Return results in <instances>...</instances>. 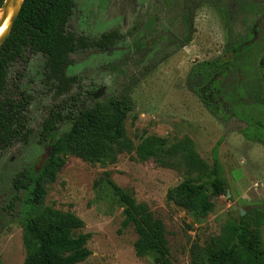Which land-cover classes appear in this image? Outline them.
I'll use <instances>...</instances> for the list:
<instances>
[{"label": "rangeland", "instance_id": "obj_1", "mask_svg": "<svg viewBox=\"0 0 264 264\" xmlns=\"http://www.w3.org/2000/svg\"><path fill=\"white\" fill-rule=\"evenodd\" d=\"M74 2L68 29L91 44L72 54L67 73L77 81L71 89L57 92L41 54L10 69V78L22 74L21 88L33 95L32 131L0 154V264H26L24 228L32 211L14 178L46 153L41 132L49 112L74 97L91 106L125 94L135 106L126 120L129 143L114 160L91 163L67 155L57 179L46 185L44 205L84 220L81 231L91 233L92 254L79 264H155L153 255H137V234L123 225L125 204L110 177L164 222L173 264H208L210 239H227L230 218L264 209V0ZM110 32L118 37L108 47L93 43ZM220 58L235 60L222 83L231 108L226 119L213 115L189 86L196 63ZM101 88L102 96L94 98ZM70 127L60 124L57 137ZM217 145L228 190L210 198L209 210L170 201L169 190L186 179L211 177Z\"/></svg>", "mask_w": 264, "mask_h": 264}, {"label": "trees", "instance_id": "obj_2", "mask_svg": "<svg viewBox=\"0 0 264 264\" xmlns=\"http://www.w3.org/2000/svg\"><path fill=\"white\" fill-rule=\"evenodd\" d=\"M4 1L0 0V7ZM74 6V0H24L11 34L0 47V154L15 142L26 141L32 131L28 108L33 95L21 88L22 74L15 80L10 78L15 63L27 60L31 54L43 55L45 77L57 82L58 93L69 91L77 81L67 73L73 62L72 54L91 43L68 29ZM117 37V32H110L93 43L108 47ZM234 66V59L220 58L198 62L190 72L191 90L221 119H226L231 111L222 83ZM72 99L68 106L66 103L67 108L59 105L50 111L43 122L41 140L51 146L44 166L34 165L14 178V187L25 192L26 209L32 211L24 228L26 264H79L90 257L91 233L81 231L84 220L75 212L45 206L46 185L57 179L67 155L91 163L104 158L114 160L129 143L126 120L135 109L129 95L110 98L106 103L97 101L91 106L79 103L76 97ZM66 122L71 123L70 129L57 137L58 126ZM223 172L217 145L213 149L211 177L201 183L186 179L170 189L167 197L186 209L209 210L213 206L210 198L228 190ZM108 183L125 204L123 225L133 227L137 234V255H153L155 264H173L164 222L110 177ZM263 226L264 209L258 207L230 218L226 225L227 239H210L207 263L264 264Z\"/></svg>", "mask_w": 264, "mask_h": 264}, {"label": "bare ground", "instance_id": "obj_3", "mask_svg": "<svg viewBox=\"0 0 264 264\" xmlns=\"http://www.w3.org/2000/svg\"><path fill=\"white\" fill-rule=\"evenodd\" d=\"M22 2L23 0H9L10 8L8 9L7 15H5L4 9L0 10V47L11 31L13 22L21 8Z\"/></svg>", "mask_w": 264, "mask_h": 264}, {"label": "water", "instance_id": "obj_4", "mask_svg": "<svg viewBox=\"0 0 264 264\" xmlns=\"http://www.w3.org/2000/svg\"><path fill=\"white\" fill-rule=\"evenodd\" d=\"M23 1H24V0H23ZM22 4H23V2H22ZM21 7H22V5H21ZM9 8H10L9 0H5L4 3H3V5L0 7V10H1V9H4V10H5L4 13H5V15H7V13H8V9H9ZM20 9H21V8H20ZM19 12H20V10H19ZM19 12L17 13V16H16V18H15V20H14V22H13V26H14V24H15V21H16V19H17V17H18ZM13 26H12V28H11V31H12V29H13ZM11 31H10L9 35L11 34ZM9 35H8V36H9ZM103 92H104V88H101L100 90H98L97 92L94 93V98H99V97H101L102 94H103ZM52 142H53V140L50 141V143H52ZM50 153H51V146L49 145L48 148H47L46 153L42 156L41 160H40L39 163L37 164V166H36L37 168H38V167H41V166L44 164L45 159L49 156ZM244 214H245V212L242 213V215H244Z\"/></svg>", "mask_w": 264, "mask_h": 264}, {"label": "crops", "instance_id": "obj_5", "mask_svg": "<svg viewBox=\"0 0 264 264\" xmlns=\"http://www.w3.org/2000/svg\"><path fill=\"white\" fill-rule=\"evenodd\" d=\"M254 131H256V129L254 130ZM248 156V155H247ZM243 163H244V161H243ZM237 187H238V185H236ZM243 192H246V191H243ZM247 194V193H246ZM246 194H244V195H246ZM244 195H242V197H245Z\"/></svg>", "mask_w": 264, "mask_h": 264}]
</instances>
